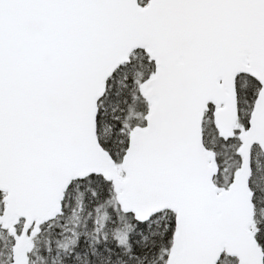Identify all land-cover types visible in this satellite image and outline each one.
Returning <instances> with one entry per match:
<instances>
[{
    "label": "snow or ice",
    "instance_id": "6c2138e0",
    "mask_svg": "<svg viewBox=\"0 0 264 264\" xmlns=\"http://www.w3.org/2000/svg\"><path fill=\"white\" fill-rule=\"evenodd\" d=\"M0 264H264V0H0Z\"/></svg>",
    "mask_w": 264,
    "mask_h": 264
}]
</instances>
